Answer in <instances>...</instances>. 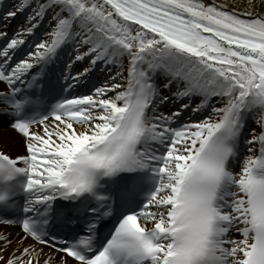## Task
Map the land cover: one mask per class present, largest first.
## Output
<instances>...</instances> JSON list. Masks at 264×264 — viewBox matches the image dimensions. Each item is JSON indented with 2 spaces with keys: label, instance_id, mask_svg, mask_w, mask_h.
Here are the masks:
<instances>
[{
  "label": "snow or ice",
  "instance_id": "6c2138e0",
  "mask_svg": "<svg viewBox=\"0 0 264 264\" xmlns=\"http://www.w3.org/2000/svg\"><path fill=\"white\" fill-rule=\"evenodd\" d=\"M0 86V264H264V0H0Z\"/></svg>",
  "mask_w": 264,
  "mask_h": 264
},
{
  "label": "bare ground",
  "instance_id": "6f19581e",
  "mask_svg": "<svg viewBox=\"0 0 264 264\" xmlns=\"http://www.w3.org/2000/svg\"><path fill=\"white\" fill-rule=\"evenodd\" d=\"M233 2H235V3H239L240 5H241V7H243L244 6V4H245V0H233ZM28 13H24L23 15H27ZM23 15H21L20 16V20L22 21L23 19H24V17L25 16H23ZM16 26V24L14 23L13 25H12V27L14 28ZM11 34V33H10ZM0 87H2V86H0ZM198 102V101H197ZM9 136L12 138V140L13 141H15L17 138L15 137V134L14 133H9ZM0 146H2L3 148H4V150L6 151V152H9V153H11L12 155H15V153L19 150L18 149V147H17V145L14 143V142H11V143H8V144H2V143H0ZM3 229H0V231H2ZM10 231H13V232H17V231H19L18 229H16V228H10L9 229Z\"/></svg>",
  "mask_w": 264,
  "mask_h": 264
}]
</instances>
